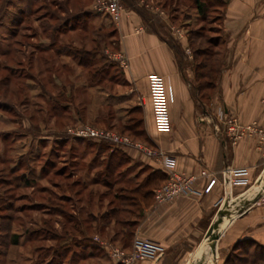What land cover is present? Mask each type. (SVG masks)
<instances>
[{
    "label": "rangeland",
    "instance_id": "rangeland-1",
    "mask_svg": "<svg viewBox=\"0 0 264 264\" xmlns=\"http://www.w3.org/2000/svg\"><path fill=\"white\" fill-rule=\"evenodd\" d=\"M101 1L107 0H0V264H122L109 246L133 248L139 226L125 245L120 231L128 225L103 214L121 205V190L152 172L144 161L149 158L133 150L134 158L116 166L105 182L109 154L122 143L69 132L89 125L146 144L123 130L130 108L123 95H115L123 67L115 59L114 32L124 13H137L136 6L159 19L160 33L182 46L187 70L193 49H213L207 38L224 39L220 7L202 20L193 0H120L117 23L97 8ZM81 51L95 53L85 58L92 65L79 64ZM103 66L105 80L90 75ZM130 211L122 219H134L140 209ZM224 232L214 264H225L227 257L229 264H250L243 260L259 256L254 246L248 245L249 253L224 246ZM13 234L19 243H12Z\"/></svg>",
    "mask_w": 264,
    "mask_h": 264
},
{
    "label": "crops",
    "instance_id": "crops-1",
    "mask_svg": "<svg viewBox=\"0 0 264 264\" xmlns=\"http://www.w3.org/2000/svg\"><path fill=\"white\" fill-rule=\"evenodd\" d=\"M224 1V39L216 47L219 71L215 85L203 91L193 65L181 68L169 43L148 29L139 14L128 11L116 24L117 52L128 65L122 68L123 83L115 95H123L121 101L139 111L142 129L161 151L144 161L166 171L164 160L170 156L176 171L196 177L193 186L199 192L146 210L137 236L156 240L163 249L138 264H196L203 257L205 264H214L220 258L219 242L208 261L202 249L220 210L230 211L217 232L225 230L224 246L246 238L264 246V206L256 200L264 190V0ZM152 73L164 76L171 86L173 99L165 116L153 109ZM220 110L244 128L253 124L255 131L235 141ZM226 175L236 180L231 187L221 184ZM213 178L220 185L204 193Z\"/></svg>",
    "mask_w": 264,
    "mask_h": 264
},
{
    "label": "trees",
    "instance_id": "trees-1",
    "mask_svg": "<svg viewBox=\"0 0 264 264\" xmlns=\"http://www.w3.org/2000/svg\"><path fill=\"white\" fill-rule=\"evenodd\" d=\"M225 1L224 0H193L192 8L195 10L196 15L199 16L202 20L207 19L210 13V10L214 7H220L223 11V5ZM135 11L142 17V19L146 22L148 29L151 31H154L156 33H160V31L156 28L155 24L156 21H160L159 19H156V17L150 15L147 13V11L143 8H138L136 6H132ZM86 12V11H85ZM224 13V12H223ZM223 15V14H222ZM79 21V19H77ZM87 21V20H86ZM157 21V22H158ZM86 22L83 24V29L86 30ZM162 26V24H160ZM198 37H203L200 31H197ZM115 35V32H114ZM161 37L166 40L169 45L172 47V49L175 52V55L177 57L178 63L181 66V68H184L186 62L184 61L185 53L182 49V46L174 41L168 40L164 36L161 35ZM210 39L207 38V42L213 47L211 48H196L193 49L194 53V60L189 62V65H193V69L195 70L196 77L198 80V87L203 91L204 86L208 85V87L214 86V82L217 79V72L219 71V58H218V51L216 49L218 45V40L215 42L209 41ZM82 52V51H81ZM97 54V50L95 51ZM93 52H82L83 55L80 56L79 64L83 67H88L92 65L90 60L85 59L89 55L95 54ZM98 53H100V50H98ZM95 56V55H93ZM106 67L103 66L101 68L96 69L94 73L90 72V75L93 78H98L99 80H105L107 77ZM103 77V78H102ZM94 86H98V84H93ZM91 85V86H93ZM206 95L205 93L203 94ZM129 121L124 126L123 130L126 132H129L137 135L144 139V142L148 145L154 146L152 142L147 138V135L145 131L142 129V118L140 116L139 111L133 112V110H130L129 112ZM119 148L116 150H113L109 154V158L105 167L104 172H102L103 176H105V182L110 179V177H113L114 175V168L116 166L122 165L126 160H132L133 153L130 149L131 147L126 146L124 144H118ZM155 147V146H154ZM168 180V174L166 171H163L162 169H155L153 168L152 172H150L146 178L136 186L121 190L120 195L117 196V198L121 201V205L117 207H114L111 209V211L103 214V218L108 217L113 221H115L117 224H127L129 228H122L120 233L122 234V242L125 245H128L131 243L135 236L136 228L140 225L141 221L145 217L146 210L154 203L155 200V190L165 184ZM132 207H139L140 212L138 213L137 217L134 219H128L124 218L122 219V215L124 213H131L130 211ZM11 237L12 243L17 244L19 243L18 236L16 234H13ZM15 237V238H14ZM61 237V236H60ZM68 237L69 236H62ZM56 239H58L56 237ZM66 239V238H65ZM248 245L254 246V251L258 252V257L251 256L250 259L243 260L244 262H249L250 264H259L260 261L264 262V246L257 242L254 239L246 238V239H240L236 241L233 246H241L242 250L245 253L250 252V248H248ZM225 264H229V257L226 258Z\"/></svg>",
    "mask_w": 264,
    "mask_h": 264
},
{
    "label": "built area",
    "instance_id": "built-area-1",
    "mask_svg": "<svg viewBox=\"0 0 264 264\" xmlns=\"http://www.w3.org/2000/svg\"><path fill=\"white\" fill-rule=\"evenodd\" d=\"M97 8L100 11L105 10L109 13L115 22H120L123 14V6L120 3V0L101 1L97 4ZM177 34L180 39L184 38V34L181 30H177ZM187 50L190 51L189 49ZM115 59L119 60L123 68L127 67L128 63L126 62V58L121 53L116 54ZM149 81L154 112L159 116H164L169 112V100L173 99L171 86L168 84L164 76L157 73L150 74ZM219 116L229 126V131L235 141L242 138L246 131H255L253 124L245 126L244 128L238 124V119L235 116L230 115L223 110L219 111ZM69 132L78 136L87 135L110 138L115 142L131 147L130 149L132 151L141 152L144 158L147 157L155 159L161 154L160 150L152 148L149 145L133 142L128 138L122 139L111 131H104L89 125L74 126L69 130ZM171 160L172 158L170 156L165 157L164 167L166 168V172L168 174V180L165 184L155 190L153 208L172 202L181 196H189L192 194L197 195L199 193L193 186L196 177L176 171L169 164ZM235 181L236 180H233L226 175L221 184L231 187ZM218 184L220 185V182L217 178L211 179L204 188L203 192L212 193L214 187ZM258 202L264 206V190L261 192ZM109 248L111 254L115 258H118L122 264H138L143 260L154 259L163 249L162 245L158 241L140 236H136L133 248L130 252H124L115 245H110Z\"/></svg>",
    "mask_w": 264,
    "mask_h": 264
},
{
    "label": "water",
    "instance_id": "water-1",
    "mask_svg": "<svg viewBox=\"0 0 264 264\" xmlns=\"http://www.w3.org/2000/svg\"><path fill=\"white\" fill-rule=\"evenodd\" d=\"M261 194V193H260ZM260 194L259 196L257 197L256 200L259 199L260 197ZM230 214V211L229 210H220L219 213H218V216H217V219L215 220V222H213V224L211 225V227L209 228L208 232H207V235L206 237L210 236V235H213L214 239L212 240V243H211V249L216 252V245H217V240L218 238L220 237V234H214L215 232V228L218 226V223L220 221H222V217L224 215H229ZM205 257H203L201 260H199L196 264H205Z\"/></svg>",
    "mask_w": 264,
    "mask_h": 264
},
{
    "label": "bare ground",
    "instance_id": "bare-ground-1",
    "mask_svg": "<svg viewBox=\"0 0 264 264\" xmlns=\"http://www.w3.org/2000/svg\"><path fill=\"white\" fill-rule=\"evenodd\" d=\"M221 220H222V221H220V222L218 223V226L215 228V232H214V234H216V233L219 231V229H220L222 223H223L226 219H225V217H222ZM213 239H214L213 235L208 236L207 240H206L205 243H204V246H203L202 251H206L207 254H210V252H211V243H212V240H213ZM213 254H214V256H215V255H216V252H213ZM208 256H209V257H208L207 261L210 260V257H211L210 255H208ZM210 263H211V260H210L209 264H210Z\"/></svg>",
    "mask_w": 264,
    "mask_h": 264
}]
</instances>
